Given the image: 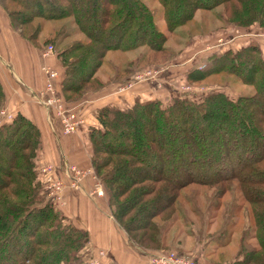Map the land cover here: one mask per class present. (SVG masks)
Returning <instances> with one entry per match:
<instances>
[{"label":"trees","instance_id":"1","mask_svg":"<svg viewBox=\"0 0 264 264\" xmlns=\"http://www.w3.org/2000/svg\"><path fill=\"white\" fill-rule=\"evenodd\" d=\"M73 1L0 0V5L20 38L43 50L57 48L64 83L55 97L84 121L87 117L77 105L89 96L110 85H130L142 67L144 72L163 68L149 64L146 53L139 54L137 61L122 62L104 84L97 72L110 53L165 51L174 60L180 53L172 54L165 46L169 36L192 24L197 12L219 7L224 11L215 17L221 26L206 35L229 26L264 32V0H157L169 36L159 30L144 0ZM34 18L62 25L43 39L42 25L30 23ZM67 21L77 28H69ZM78 34L86 41L72 42ZM220 46L228 49H212L207 59L211 65L190 71L187 84L198 90L202 87L196 82L218 75L253 88L250 95L231 99L214 89L199 101L182 93L169 105L139 96L132 105H106L93 112L88 125L93 171L89 177L103 186L114 223L139 255L170 252L163 231L180 214L182 203L195 202L185 191L213 187L219 188V200L239 193L241 204L231 203L234 213L242 212L244 225L249 220L255 233L247 237L259 246L243 245L230 264H264V39L240 48L226 42ZM6 105L0 84V112ZM59 133L64 136L62 126ZM41 138L38 126L20 113L0 126V264H83L89 235L64 215V198L48 200L40 175ZM213 254L204 258L206 264H213ZM200 260L195 257L196 264Z\"/></svg>","mask_w":264,"mask_h":264},{"label":"crops","instance_id":"2","mask_svg":"<svg viewBox=\"0 0 264 264\" xmlns=\"http://www.w3.org/2000/svg\"><path fill=\"white\" fill-rule=\"evenodd\" d=\"M69 28H73L72 25ZM221 32H223V36L220 35ZM221 32L218 33L222 36V38L218 37L219 44L226 42L239 48L251 41H258L263 38L264 34L257 27L244 30L227 28ZM42 38L45 39L46 36L42 35ZM199 44L200 42L197 41L192 45L193 49L183 52V55L186 52L187 56H181L178 59L181 63L178 62L163 68L165 83L171 82L170 84L173 85L176 82L175 78L178 76L180 78L182 73L190 68L192 58L200 54L199 51H194ZM48 48L43 50L34 47L28 41L20 38L19 34L12 30L9 19L0 5V84L7 97L5 111L11 115L9 120L20 113L38 126L42 134L40 169L45 163L51 164L53 179L66 184L70 164L80 167L83 171H91L92 150L89 146L88 125L91 124L93 112L106 105H115L121 108L132 105L139 96L150 100L155 98V94H163H159L161 92L157 89V85H159L157 81H160V78L131 82L125 87L110 85L77 105L88 119L87 121L85 118L84 125H86H83L84 127L82 126L76 134L61 136L59 120H56L51 110L38 102V98L42 97L44 91L49 88L53 95L57 96V92L61 94L62 83H64V70L57 59L55 49L50 53V56H44ZM205 51L210 53V50L206 49ZM204 55L206 54L199 55V57ZM187 57L190 58L186 60ZM57 99L61 100L60 97ZM7 120H4L3 123ZM94 179V176H88L84 179L79 191L69 192L71 194L68 193L66 196L64 194L62 207L64 211H67L66 217L88 233L91 251L105 250L111 255L114 254L111 264H117L115 261L119 260H121L120 264H149L146 260L148 256L139 255L127 246L124 232L117 227L110 215L108 199L97 197L93 192L96 186ZM199 247L192 254L180 253L181 255L199 257L204 262L206 255L199 250Z\"/></svg>","mask_w":264,"mask_h":264},{"label":"rangeland","instance_id":"3","mask_svg":"<svg viewBox=\"0 0 264 264\" xmlns=\"http://www.w3.org/2000/svg\"><path fill=\"white\" fill-rule=\"evenodd\" d=\"M73 2H75V0ZM144 3L153 12L157 23L156 25L159 28V30L165 33L167 36H169V33L166 28V24L162 18V9L160 3L157 0H144ZM223 11H224L223 7H219L215 9L214 12L199 11L195 14L194 22L192 24L177 31V33H179L178 34L179 36L178 35L169 36V39L167 40L165 46L170 50H172V54L180 53L178 54V56L176 55L177 58L175 57L174 60H172L173 59L172 55L170 53H166L165 51L161 53L160 52L154 54L152 53L150 55L146 49H140L135 53H128L125 55H120L119 53H110L102 60L101 66L97 72L98 80H100L104 84L105 82L107 83L109 77L115 76L122 62H127L128 60H134V59H136L137 61L138 58L144 55L145 53L149 57L147 60L149 64L156 67L166 68L169 65L176 64L178 62L181 63V61H179L178 59L181 56L183 57L187 56L186 52L184 53V55L182 52H184L185 50L187 51V49L188 51H190V49H193L192 45L197 41H199L200 44L194 51H199L200 54H198L197 57L192 58L190 63V68L186 70L184 73H182V76L180 78L179 76L175 78L176 82L173 85L170 84L171 82L165 83L166 79H163L165 76L163 72L161 73V75L158 77L160 78V81H157V84H159L160 86L157 85V89L160 90L161 93L167 94V96L162 97L161 95L155 94L156 96L153 99L164 102V105H169L174 98L180 97L182 93H188L190 99L199 101L201 100V97H204L206 94H208L210 91L214 89L223 91L226 94V96H228L231 99H235L237 95L239 96L250 95L253 91L252 90L253 88L249 86H243L239 81L228 82V80L225 77H224L225 79H223V77L218 75L205 79L202 82H196L195 85L197 87L203 88L198 90H196L194 86L188 85L187 84L188 82L185 80L188 78V74L190 73V71L195 69L199 70L200 67L202 69H205L207 66L211 65L210 60L209 61L207 60L208 56H210V53L208 54V52L205 51L206 49L210 50L211 52L212 49L213 50L215 49V51L217 52L223 49H228L226 47H223L226 45L220 46L222 43L221 44L218 43V37L220 35L223 36V32L220 31L221 32L220 35L218 34L219 32L214 33L218 35H214L213 33H211V35L210 34L206 35L208 31L214 32L216 28H219L221 26V22L216 19L215 14L217 13L220 14ZM30 23L31 25L33 24L34 26L42 25V29H43L42 34L45 35L46 38L56 30H59L62 25L60 22L47 23L36 18H34L33 22ZM67 23L72 25L73 27L72 29L77 28L74 27L76 26V24H74L73 21L72 22L67 21ZM228 28L231 27L229 26ZM222 36H220L219 38H222ZM263 39H264V35H263ZM76 40L85 42L86 37L82 34H78V36H76V38H74L72 42ZM224 41H226L225 38ZM219 48L220 50H218ZM54 49L55 51H57V48L54 47ZM203 54H206L207 56L204 55L202 57H199V55H203ZM213 54L214 53L212 52V56ZM138 55L139 57H137ZM189 58L190 57H187L186 60ZM163 68L157 70L162 71ZM141 69L139 70V72L143 73L144 71H142ZM178 82H181V84L183 83L185 85L180 86ZM52 172H53L52 165H49L47 167L44 166L43 168L40 169L41 178L44 180V183L46 182L47 184V185L45 184L46 187H44V189L47 190L48 200L62 202L65 191L67 194V191L70 190L74 191V190L65 185H63L62 191L60 192H57L58 190L56 188L50 190L48 188V184L59 182L53 179ZM88 176L89 175H87V177ZM49 180H51V182ZM218 189L213 187L204 188V187L193 186L190 187L187 191H185L184 194L188 196L191 195L192 197H194L195 202L193 201L191 204L188 203L186 204L185 202L182 203L180 214L175 218L173 223L168 226L165 225V223L162 224L163 230H164V226H167L166 229L163 231V239L165 246L168 249L177 253L179 251L178 254H181L180 252L186 254L187 253L192 254L200 246L199 250L206 255L205 259L208 258L207 255L209 256L211 253H214L212 257L210 256L211 259L210 261H212L213 264H230L232 259L236 257L237 254L240 253L243 245H245L244 247L247 246L249 248H251V246L254 248L259 247L258 242L255 238H253L252 236L250 238L247 237V234L250 236L249 234L250 232L251 234L255 233L253 232L254 229L252 227H249V225L251 226L249 220H246L244 225L242 212L237 211L234 213L235 205H232L231 203H237L238 201V203L241 204L239 200H237L239 199L238 198L239 193L236 194L234 192H231V194H228L224 198H221L219 200L216 198L217 197L216 193ZM97 190H98L97 187L96 188L94 187L93 192L95 196L102 198V196H99L98 193L96 192ZM103 197L108 199V196L106 194L103 195ZM213 204L216 205L215 207L216 210L212 208L214 206ZM62 212L64 213V215L67 213V211L64 210H62ZM216 212L221 214L220 217H216L217 214ZM208 236L211 237L213 236V238L209 237L208 239H206V237ZM89 245H90V240H89L88 248L86 247V249H84L83 252L84 253L83 257L85 261L83 264H87V256L88 258L98 257L101 251L106 252L105 250H100V251L98 250L96 252H94L93 250L91 251ZM112 255L106 252V257L104 260L101 261V264H111L114 258V254ZM150 256L146 258L147 261L150 259L149 258ZM205 259L204 262L201 260L200 264H206ZM115 262L117 264H120L121 260Z\"/></svg>","mask_w":264,"mask_h":264},{"label":"built area","instance_id":"4","mask_svg":"<svg viewBox=\"0 0 264 264\" xmlns=\"http://www.w3.org/2000/svg\"><path fill=\"white\" fill-rule=\"evenodd\" d=\"M54 51V48L50 46L44 56H50V53ZM202 70V68H199ZM164 70H147L143 73H138L133 79L134 82H141L144 80H152L157 79ZM51 89L44 92L42 97L38 98V102L42 104L47 109L54 111L56 118L61 122L62 133L64 136L73 135L76 133L79 126L84 124V120L79 118L77 111L74 109H64L61 100H58L55 95L51 93ZM46 93H50L51 97L49 99H45ZM5 108L0 112V126H2L3 121L6 119H10L11 115L7 114ZM45 172V170H44ZM92 174L91 171H82L76 168V166L68 167V182L64 184L63 182H55L48 184V188L50 190L57 189V192L62 191L63 185L72 188L75 191H79L82 187L84 179L87 175ZM51 182V180H49ZM97 193L99 196L105 195L103 187L99 184L96 185ZM106 257V252L101 251L98 257L90 258L87 261V264H101V261ZM148 260L149 264H196L195 258L189 255H181L174 251L170 252H159L154 255H151Z\"/></svg>","mask_w":264,"mask_h":264}]
</instances>
